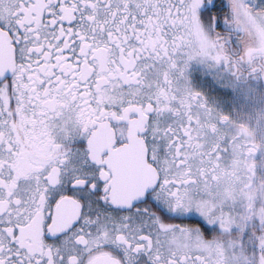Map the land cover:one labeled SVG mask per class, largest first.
<instances>
[{
	"label": "snow or ice",
	"instance_id": "1",
	"mask_svg": "<svg viewBox=\"0 0 264 264\" xmlns=\"http://www.w3.org/2000/svg\"><path fill=\"white\" fill-rule=\"evenodd\" d=\"M194 18L207 37L200 47L191 37ZM245 18L264 29V2L0 0V41H7L12 60L11 67L0 66V264H91L102 251L116 264H210L203 252L172 243L173 238L184 243L185 225L197 229L189 231V242L223 226L229 235L239 232L244 246L251 236L247 226L241 231L214 220L215 209L205 218L192 207L186 212L171 207L173 191L190 186L185 181L191 173L176 175L185 166L184 144L198 150L200 136L210 138L215 147L204 155L219 163L230 148L239 146L242 154V136L229 144V118L186 88L183 102L189 107L180 127L162 109L172 107L169 74L179 83L193 60L209 68L222 65L236 78L247 71L264 79V49H257L255 35L247 47L238 39ZM130 39L137 43L129 44ZM100 56L115 67L97 72ZM142 56L165 66V98L144 90L137 64ZM52 97L64 106L42 107ZM193 106L199 112L193 113ZM17 110L45 120L58 144L54 159L27 177H14L9 167L16 145L7 125ZM77 113H87L95 123L88 127ZM97 126L111 130L106 147L93 144ZM141 141L144 161L154 170L153 180L143 185L135 182L125 159ZM211 175L206 172L204 179ZM61 201L76 209L62 225L57 222ZM251 239L250 264H264V237ZM236 250L234 245L231 253ZM222 264H231L227 251Z\"/></svg>",
	"mask_w": 264,
	"mask_h": 264
},
{
	"label": "flooded vegetation",
	"instance_id": "2",
	"mask_svg": "<svg viewBox=\"0 0 264 264\" xmlns=\"http://www.w3.org/2000/svg\"><path fill=\"white\" fill-rule=\"evenodd\" d=\"M229 23H232V21ZM190 31L192 41L197 47L202 46L207 37L195 18L192 20ZM245 35L246 31L241 26V35L238 39L242 46L247 47L248 44L244 41ZM255 39L257 40H255L257 49H264V37H255ZM128 43L135 44L137 42L130 39ZM103 47L104 45L101 44L100 48L103 49ZM230 47L235 49V43L230 45ZM109 64H113L115 67L113 61L107 57H98L96 71H107ZM137 64L141 65L140 74L143 77L144 90L160 94L162 98H165L163 96L165 86H162L165 66L158 61L149 59L148 56L140 57L137 60ZM145 64L149 65L147 69L144 68ZM0 66H12L11 49L6 40L0 41ZM88 71L91 73L92 68L89 67ZM169 75L174 95L168 102L172 104V107L171 109L165 108L162 110L170 112L171 117L176 118L177 127H180L179 119L187 115L185 109L189 107L183 102V92L186 88L193 93L200 94L202 100L206 99L214 113H222L229 118L226 126V131L230 135L229 144H231L232 138L242 136L241 142L245 145L242 154L239 146H236L235 150L230 148L219 159V163L216 160L209 163L204 152L215 147L214 142L210 138L200 136V147L198 150L192 144L185 143L184 152L181 153L184 156L183 163L185 166L176 175L187 177L191 173V177H195V180L189 177V180L185 181V183L190 185L189 187L182 189L179 194L175 190L173 191L172 210L181 209L186 212L189 207H192L198 211L202 204H207V202L215 204L217 202L215 207H213L216 210V215L213 219L223 220L228 226H234L243 231L245 226L240 223L239 218L244 215L242 213L240 216L237 215L240 214L238 206H240L242 200H245L243 208L246 210L243 213H247L249 217L254 218V224L251 226V222L250 227H247V229L251 236H255L259 240L260 237H264V212H257L260 198L253 212L248 211L247 202L252 183L256 180V167L259 166L261 148L256 145L253 136L249 132L251 129L246 124L256 121L258 123L256 126L254 124L251 125L255 127L253 130L256 129L258 134L264 133V79L257 78L247 71L236 78L231 72L226 71L222 65L209 68L206 64L202 65L197 60L191 62L186 69L185 79L179 81V83H177L175 77H171V74ZM57 104L64 106L63 102L56 101L55 97H52L47 102H42V107H49L51 111L52 107ZM138 107L139 105H129V108L132 109ZM192 112H199V107L193 106ZM41 114L42 112L40 111L36 113L37 116ZM76 119L86 123L88 127L95 123V120L88 118L87 113H77ZM7 128L11 131L10 138L12 143L16 145V150L11 154L12 162L9 164L14 177H27L54 159V153L58 147V144L55 143L57 138L49 124L45 120L34 119L30 110L27 113L17 110L16 118L8 121ZM211 130L212 128L210 127L209 131ZM194 134L199 135V133ZM4 135H6V132ZM92 141L97 148L108 146L111 142V130L109 129L107 133H104L97 126ZM141 143L143 145L142 141ZM137 153L138 148L133 153L128 154L125 159ZM128 165L135 182L138 184V178L142 177V173H139L138 166ZM146 166L144 174L145 184L151 182L154 178V170L151 165L146 163ZM206 172L212 174L211 179L207 181L204 179ZM142 183L139 181V184ZM222 198H225L224 202L220 201ZM213 208L202 211L205 218H207L208 213ZM222 208L224 211H221ZM75 212L76 209L71 202L61 201L57 217L58 224L62 225L65 220L73 218ZM165 226H169V222L166 221ZM189 231H197L196 226H184V243L182 245L177 243L176 238H173L172 243L177 247H182L184 250L190 247L192 250L203 252L205 256L210 258V264H222L226 251L231 255V264H250L249 257L253 254L251 236L245 238L246 243L241 247L237 239L239 234L236 232L229 235L227 228L223 226L220 231L213 233L210 237L197 235L190 242L188 240ZM234 245L237 250L232 254L231 250ZM256 255H259L258 251ZM91 264H116V261L108 252L102 251L91 258Z\"/></svg>",
	"mask_w": 264,
	"mask_h": 264
},
{
	"label": "rangeland",
	"instance_id": "3",
	"mask_svg": "<svg viewBox=\"0 0 264 264\" xmlns=\"http://www.w3.org/2000/svg\"><path fill=\"white\" fill-rule=\"evenodd\" d=\"M239 2H240V0H229L230 5L238 4ZM255 2L261 3V2H264V0H255ZM234 12H235V9H234ZM240 14L244 15L242 9L240 10ZM234 19H235V15H234ZM241 26H243V29H245V31H246V35H245L246 37L244 39V41L247 42L246 44H249L251 35H255V37H264L263 29H261V27L259 25L248 20L247 18H245V21H244V23L241 24ZM252 124H254L256 126L258 123L256 121H254V123H251V124L247 123L246 125L249 126V127L247 126L248 128L253 130V128H255V127H252L251 126ZM256 136H257V139H254V138L253 139H254L256 145L261 148V155H260L259 161H258L259 166L256 167V170H257L256 171L257 172L256 180H255V182L252 183V188L249 191V200L247 202V207L249 208L248 209L249 212L255 211L254 209L256 207V203H257L258 199L260 198L259 204L257 207V212H264V133H262V135H256ZM220 201L224 202L225 198L220 199ZM216 204H217V202L215 204H213L212 202H207V204H202V206L200 207V209L198 211L202 212V211L209 210L210 208L215 207ZM244 204H245V200H242L240 206H238V208L240 209V210H238L240 212V214H238L237 216H240L242 213L244 216L239 218L240 223H243L244 226L250 227L251 222H252L251 226L254 224V218L249 217L247 215V213L246 214L243 213L246 210L243 208ZM213 209H211V210H213ZM236 213H237V210H236ZM237 233L239 234V232H237Z\"/></svg>",
	"mask_w": 264,
	"mask_h": 264
},
{
	"label": "water",
	"instance_id": "4",
	"mask_svg": "<svg viewBox=\"0 0 264 264\" xmlns=\"http://www.w3.org/2000/svg\"><path fill=\"white\" fill-rule=\"evenodd\" d=\"M127 164H132V165H136L138 166V171L139 173H142V177L138 178V184L139 181L143 182L140 185L145 184L144 183V174H145V162H144V155H143V145L140 142V146L138 147V153L137 154H133L127 157L126 159Z\"/></svg>",
	"mask_w": 264,
	"mask_h": 264
}]
</instances>
